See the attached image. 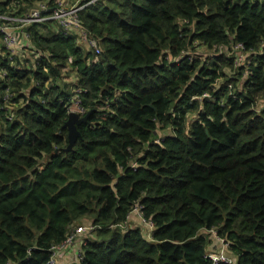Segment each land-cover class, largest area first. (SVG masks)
<instances>
[{
  "label": "trees",
  "instance_id": "1",
  "mask_svg": "<svg viewBox=\"0 0 264 264\" xmlns=\"http://www.w3.org/2000/svg\"><path fill=\"white\" fill-rule=\"evenodd\" d=\"M90 1L101 54L51 20L27 27L32 69L0 49V264H48L84 221L81 264H227L218 240L264 264V0ZM73 99L91 115L66 152Z\"/></svg>",
  "mask_w": 264,
  "mask_h": 264
},
{
  "label": "built area",
  "instance_id": "2",
  "mask_svg": "<svg viewBox=\"0 0 264 264\" xmlns=\"http://www.w3.org/2000/svg\"><path fill=\"white\" fill-rule=\"evenodd\" d=\"M97 0H92L88 4H92ZM62 0H57L54 2V7L51 8L49 3L40 6V8L32 10L26 17H8L0 15V35L2 37L3 44L6 46L8 51L14 52L15 48L21 45V40L18 35L19 27L27 28L33 23H43L47 20L54 21L63 31L67 34L75 35L83 46L88 49L95 50L96 54H101V49L98 45L96 39H94L89 32L84 28L80 12L85 8L80 5L68 6L63 3ZM10 26H13L11 30ZM25 36L29 38V35L25 33ZM235 63L236 65H243L246 62L249 63L251 52H247L245 46L242 43L237 42L233 48ZM241 67V66H239ZM74 111L78 113L81 117L86 114V110L81 106L79 99L74 102V108H71L70 113ZM134 213L138 215H143L140 206L135 207ZM129 217V223H130ZM153 222L144 221L142 222V227L150 229L153 233ZM98 228L89 223L79 225L72 228L67 240L53 248L52 257L48 264H58V254L64 251L69 246H75V244L84 239L86 236L91 235L92 232L96 231ZM151 237V236H150ZM80 259L82 260V250L78 253ZM212 261L215 263H227L234 264V261L225 255H210Z\"/></svg>",
  "mask_w": 264,
  "mask_h": 264
},
{
  "label": "crops",
  "instance_id": "3",
  "mask_svg": "<svg viewBox=\"0 0 264 264\" xmlns=\"http://www.w3.org/2000/svg\"><path fill=\"white\" fill-rule=\"evenodd\" d=\"M76 5H79V3L78 4H76ZM80 6H82V5H80ZM84 6V5H83ZM57 25V24H56ZM87 30V29H86ZM25 33H27V28H25V29H23V36L24 37H26L25 36ZM28 34V33H27ZM19 35V38H20V36H21V34H18ZM72 35V34H71ZM72 36H75V35H72ZM76 37V36H75ZM77 38V37H76ZM1 40H2V37H1ZM21 40V39H20ZM25 41L27 42V45L30 43V41H29V38H27L26 37V39H25ZM77 41H78V39H77ZM78 44L81 46L82 44L81 43H79V41H78ZM3 41H2V43L0 42V46L1 47H3ZM83 46V45H82ZM19 47V46H18ZM18 47H16V48H18ZM33 46H31V49L30 50H32L33 51V48H32ZM84 48H86L85 46H83ZM15 48V49H16ZM86 49H88V48H86ZM11 54L15 57V58H17L18 57V59H20V58H22V57H26L27 56V53H22L20 56H17V55H15V53L13 52H11ZM35 55H38V54H36L35 53ZM39 56V55H38ZM29 59V58H28ZM21 61H22V59H20ZM23 65V61H22V63H21V66ZM34 67V66H33ZM28 69H30V68H28ZM70 83H72L73 84V81H70ZM75 100L76 99H73L72 100V103H73V106H71L70 107V109H69V111L71 110V108H74V102H75ZM161 139V137H159L158 139H156V140H154V142L155 143H158L159 142V140ZM134 166H137L136 164L134 165ZM137 206H140V205H137ZM136 206V207H137ZM141 207V206H140ZM130 222H132L133 224H137V227H142V222L141 221H139L138 220V218L137 217H132L131 218V216H130ZM85 222V221H84ZM82 224V223H81ZM80 225V224H79ZM146 230H145V237L146 236H151L152 235V231L150 230V229H147V228H145ZM86 242V237L84 238V239H82V240H80V241H78L76 244H75V246H69V247H67L64 251H62V252H60L59 254H58V264H81V259H80V257H79V255H78V253H79V251H81V247H82V245H84V243ZM225 246H227L226 244H225ZM225 246L222 244L221 246H218L219 248L220 247H223L224 249H223V251H220V249H219V252H216V253H211L210 255H225V256H227L228 258H230V259H232L233 261H234V264H237V260H236V257L235 256H231V255H228L227 253H226V251H225ZM235 257V258H234Z\"/></svg>",
  "mask_w": 264,
  "mask_h": 264
},
{
  "label": "rangeland",
  "instance_id": "4",
  "mask_svg": "<svg viewBox=\"0 0 264 264\" xmlns=\"http://www.w3.org/2000/svg\"><path fill=\"white\" fill-rule=\"evenodd\" d=\"M64 1L63 3L68 5V6H72V5H76L78 3L81 2V0H62ZM11 30H13V26H10ZM23 29L25 28H21L19 27V30H18V34H21L20 36V39H21V45L15 49L14 53L15 55L17 56H20L22 53H27V56L26 57H22L20 59H22L23 61V65H22V68L25 69V70H29L28 68L32 69L33 65H34V62L35 60L37 59L38 55H35V52L30 50L31 49V43H29L27 45V42L25 41L26 37L23 36ZM1 38V36H0ZM0 42L2 43V40L0 39ZM4 48V51L8 52V49L6 48V46L4 45L3 46ZM0 49H1V46H0ZM29 58V59H28ZM170 131L169 130H160L158 131V137H167V135H170L171 133H169ZM133 216H131L132 218ZM86 223H89V224H92L91 221H85L83 224H86ZM128 226H131L132 228H137V224H133L132 222H130L128 224ZM142 229H145L144 227H141ZM147 238L150 239L149 236H146ZM214 238V235H212V239ZM216 238L213 239V241H215ZM217 246H221L224 241L223 240H218L217 242ZM220 251H223V247H220L219 248ZM235 258V257H234Z\"/></svg>",
  "mask_w": 264,
  "mask_h": 264
},
{
  "label": "water",
  "instance_id": "5",
  "mask_svg": "<svg viewBox=\"0 0 264 264\" xmlns=\"http://www.w3.org/2000/svg\"><path fill=\"white\" fill-rule=\"evenodd\" d=\"M91 113L81 117L78 113L72 111L69 114L68 121L64 128L68 131V146L65 149L66 152L73 150L78 139H82V135L78 130V127L82 124H87Z\"/></svg>",
  "mask_w": 264,
  "mask_h": 264
},
{
  "label": "bare ground",
  "instance_id": "6",
  "mask_svg": "<svg viewBox=\"0 0 264 264\" xmlns=\"http://www.w3.org/2000/svg\"><path fill=\"white\" fill-rule=\"evenodd\" d=\"M138 216H140V218L142 217V215H138ZM144 220L142 219V222H143ZM153 228H154V225H153Z\"/></svg>",
  "mask_w": 264,
  "mask_h": 264
}]
</instances>
